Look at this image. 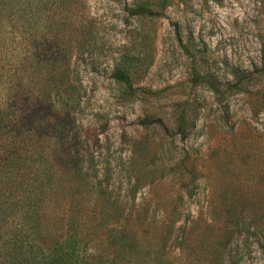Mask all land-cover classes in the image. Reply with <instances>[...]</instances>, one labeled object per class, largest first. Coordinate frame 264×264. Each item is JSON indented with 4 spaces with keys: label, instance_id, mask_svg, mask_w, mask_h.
<instances>
[{
    "label": "rangeland",
    "instance_id": "obj_1",
    "mask_svg": "<svg viewBox=\"0 0 264 264\" xmlns=\"http://www.w3.org/2000/svg\"><path fill=\"white\" fill-rule=\"evenodd\" d=\"M49 1L52 28L36 36L51 38L69 9L62 28L81 82L82 139L95 163H109L114 193L129 199L124 211L154 215L157 232L169 233L172 261L187 260L171 243L180 225L210 221L214 210L264 215V0H141L160 13L151 17L128 14L137 0ZM116 66L141 90L114 81ZM196 71L218 91L196 82ZM168 213L177 216L170 231L161 223ZM259 227L232 228L239 264H264Z\"/></svg>",
    "mask_w": 264,
    "mask_h": 264
},
{
    "label": "trees",
    "instance_id": "obj_2",
    "mask_svg": "<svg viewBox=\"0 0 264 264\" xmlns=\"http://www.w3.org/2000/svg\"><path fill=\"white\" fill-rule=\"evenodd\" d=\"M48 6L49 0H0V264H179L169 258V233L157 232L154 215L124 211L129 199L114 193L109 163H95L82 139L75 115L81 82L69 66L62 28L69 9L58 12L51 38H37L39 26L52 28ZM127 12L160 15L141 0ZM195 74L196 82L218 91L206 73ZM112 78L129 93L141 90L123 67L116 66ZM185 130L178 124L179 133ZM263 178L258 173L257 180ZM176 218L168 213L161 223L170 231ZM191 222L196 225H180L181 236L171 241L187 259L181 264H239L238 243L227 239L234 226L245 228L244 235L261 227L264 257V215L214 210L210 221Z\"/></svg>",
    "mask_w": 264,
    "mask_h": 264
}]
</instances>
